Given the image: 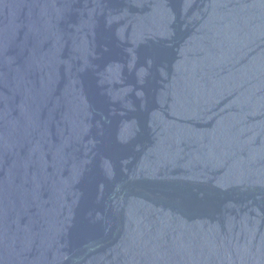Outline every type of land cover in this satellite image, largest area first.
Segmentation results:
<instances>
[{
	"label": "water",
	"instance_id": "1",
	"mask_svg": "<svg viewBox=\"0 0 264 264\" xmlns=\"http://www.w3.org/2000/svg\"><path fill=\"white\" fill-rule=\"evenodd\" d=\"M0 264H264V0H0Z\"/></svg>",
	"mask_w": 264,
	"mask_h": 264
}]
</instances>
